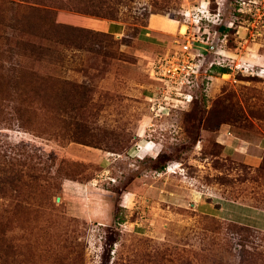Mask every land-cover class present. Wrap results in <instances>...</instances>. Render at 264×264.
<instances>
[{"label":"rangeland","instance_id":"rangeland-1","mask_svg":"<svg viewBox=\"0 0 264 264\" xmlns=\"http://www.w3.org/2000/svg\"><path fill=\"white\" fill-rule=\"evenodd\" d=\"M7 2L73 27L91 2L117 27L81 33L89 41L77 50L56 42L65 36L49 43L0 26L11 38L0 41V67L15 64L18 40L48 52L18 64L45 80L32 84L43 99L26 108L27 123L0 93V118L10 116L0 122V264H264L252 212L225 207L264 211V0H0L10 19ZM186 37L208 72L163 97L149 62ZM219 64L232 69L222 75ZM169 164L168 180L157 172ZM161 181L195 192L199 206Z\"/></svg>","mask_w":264,"mask_h":264},{"label":"trees","instance_id":"trees-1","mask_svg":"<svg viewBox=\"0 0 264 264\" xmlns=\"http://www.w3.org/2000/svg\"><path fill=\"white\" fill-rule=\"evenodd\" d=\"M8 8H7V13H11L12 17L9 19L7 18V14H4L3 16H0V26L1 28L6 31L8 30L9 33H17V37H22V35H26L27 33L29 36H34V37H39L43 41H48L49 43L52 42L53 38L56 36H65L66 38L61 39V41L56 40V42H64L60 43L63 46L70 45L73 48H76L77 50H80L84 46L85 42L89 41V38H81L82 34L86 31H89L88 33L91 34H104L102 32H94L88 29H83V28H76L73 26H64L56 23L54 21L53 13L52 11L48 10H43L40 8L36 7H31V6H21L17 3L14 2H7ZM89 8L91 9H88ZM102 7L96 6L94 3H89L86 6V9L84 8L79 9L78 12L82 14H88L94 17H101L100 14L102 13L104 16L105 15H110V11H102ZM109 12V13H108ZM36 13H44L45 17L42 16H35ZM29 14V15H28ZM64 29H69L71 30L70 34H67V32L64 33ZM1 34V33H0ZM11 38L8 36H2L0 35V41H9ZM17 49L14 50V54L12 57L15 55L16 59L15 64H11L10 69H5L4 65L0 67V93L2 97H5L3 93L8 94L6 98H13L14 103H12L13 109L16 114L17 120H24V115L25 113H28L27 109L28 106H30V103L33 99L41 101L43 98L42 94V88L39 89L40 92L33 90L32 84H38L39 83H44V77L37 76L35 74H27L25 71L22 70L21 67H19L18 64H20L24 58L27 56V52L29 51V54L31 52H36L39 54H45L48 55V52L45 51L46 48L44 46L38 45L36 43L32 42H25L18 40L17 41ZM20 46V47H19ZM29 56V55H28ZM11 57V58H12ZM21 60H20V59ZM40 60V59H37ZM18 66V68H16ZM214 69H216L220 74H227L228 73V66H213ZM211 71V70H210ZM40 87V85H39ZM35 95L38 96V98H33ZM193 101V100H192ZM5 105V106H4ZM8 107V103H2L0 102V117H1V112H4L5 109ZM7 113H12L9 110H7ZM10 117V116H9ZM8 118H0V122H4L9 119ZM27 123L24 120V124ZM20 127V124H19ZM13 157L8 158L7 157V163L8 165L10 164L13 166L14 164L12 163ZM163 167L159 168L161 171ZM6 175L11 174L13 171L11 170L10 167H7L6 170L4 171ZM3 183H7L9 185L12 184V178L9 176L7 177Z\"/></svg>","mask_w":264,"mask_h":264},{"label":"built area","instance_id":"built-area-1","mask_svg":"<svg viewBox=\"0 0 264 264\" xmlns=\"http://www.w3.org/2000/svg\"><path fill=\"white\" fill-rule=\"evenodd\" d=\"M185 33L186 31L181 34ZM192 40H194L193 36ZM205 65L201 56L191 53V41L189 37H186L178 49L149 62L148 76L156 89L161 90L163 97L169 92L178 98L183 89H193L201 84L200 77L204 72H208ZM219 66L224 65L219 64ZM228 68L232 69L230 66ZM151 102V112L155 117H160L164 113L165 107L160 102L154 100Z\"/></svg>","mask_w":264,"mask_h":264},{"label":"crops","instance_id":"crops-1","mask_svg":"<svg viewBox=\"0 0 264 264\" xmlns=\"http://www.w3.org/2000/svg\"><path fill=\"white\" fill-rule=\"evenodd\" d=\"M78 23V24H77ZM81 23V24H79ZM74 26L76 27H79V28H84V29H88V30H91V31H99V32H104V33H109V34H112L111 32L108 31L107 28H99L100 26L102 27H106V26H114V27H117V25H114L113 23H106L105 21L103 20H98V18L96 17H91L90 18H76L75 19V23H73ZM78 25H82V26H78ZM115 35V34H114ZM120 34H116V36H119ZM147 150V149H146ZM170 168H172V166L170 167V164L168 165L166 172L163 173V171H158L157 173H161V175H164L165 177H167V179H171V178H168L169 176H172L175 174L172 172V170H170ZM169 170V171H168ZM165 179V180H167ZM164 182L166 184H168L169 188H170V194H174V191L175 193L178 194L179 190L189 194L191 197L194 198V200L197 202V206H199V203H200V199H197L196 198V195H195V192H191V191H188V190H185L187 188H183L182 186H179L177 183L175 182H169V181H161V183ZM173 199V197H172ZM208 205L212 206V204L208 203ZM196 206V207H197ZM217 206V207H216ZM216 206H213L215 208V210H217L218 212H223L222 208L219 204L216 205ZM225 207L229 208L234 214H231L232 217H234L235 213H246L247 212H252V214H249L250 215V220H251V226L252 228L256 229V230H259V231H262L264 232V211L262 210H258L256 208H254V212L253 211H246V210H243V207H241L240 205H225ZM224 215H227L226 212H224ZM219 215H215L214 217H217ZM237 216V215H236ZM227 217H230V215H227ZM241 216H239L240 218Z\"/></svg>","mask_w":264,"mask_h":264}]
</instances>
